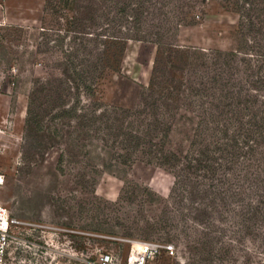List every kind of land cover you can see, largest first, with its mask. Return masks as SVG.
I'll return each mask as SVG.
<instances>
[{"label": "rangeland", "instance_id": "374dc122", "mask_svg": "<svg viewBox=\"0 0 264 264\" xmlns=\"http://www.w3.org/2000/svg\"><path fill=\"white\" fill-rule=\"evenodd\" d=\"M0 203L2 264H264V0H0Z\"/></svg>", "mask_w": 264, "mask_h": 264}, {"label": "built area", "instance_id": "2783aa9c", "mask_svg": "<svg viewBox=\"0 0 264 264\" xmlns=\"http://www.w3.org/2000/svg\"><path fill=\"white\" fill-rule=\"evenodd\" d=\"M17 222L19 220L11 216L7 208L0 203V264L3 263L8 252L7 249L13 235L12 226ZM168 248L170 249V246ZM155 249L156 245L153 242H144L138 248L133 249L128 258L121 264H147ZM100 259L102 263H106L110 259V254L104 253L100 256Z\"/></svg>", "mask_w": 264, "mask_h": 264}]
</instances>
